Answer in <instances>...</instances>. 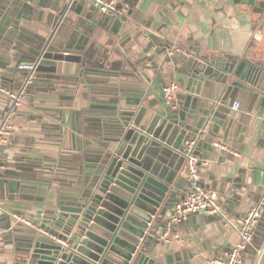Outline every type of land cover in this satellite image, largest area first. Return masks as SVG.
Here are the masks:
<instances>
[{
    "label": "crops",
    "instance_id": "obj_1",
    "mask_svg": "<svg viewBox=\"0 0 264 264\" xmlns=\"http://www.w3.org/2000/svg\"><path fill=\"white\" fill-rule=\"evenodd\" d=\"M85 1L97 11L95 5ZM116 1L131 2L128 15L102 11L106 22L96 24L91 32H76L66 25L65 34H54L61 47L68 45L80 53V58L86 53L92 65L108 73L98 71L82 78L75 75L76 62L57 61L61 78L51 82L44 71L33 72L31 92L23 86L28 71L16 67L13 55L26 61L22 52L28 42H36L41 33L50 34L48 12L63 2L33 0L29 12L19 19V26L28 32L19 30L18 35L12 34L14 38L6 36L0 21V83L15 90L24 87V97L14 108L12 101L0 93V123L9 117L12 124L8 142L0 146V168L7 171L0 176V264H11L13 256L20 254V245L36 229L16 222L14 214L37 223V210L46 211L60 195L87 188L92 178L105 169L93 160L103 155V145L122 109L133 108L140 99L148 102L152 113L162 110L161 90L170 81L179 85L175 100L185 99L188 92L198 98L196 110L211 98L218 102L220 95H214L216 82L206 75L200 77L195 91L194 77L187 75L183 56L206 62L236 58L237 63L244 59L264 67V11H258L261 6L239 0ZM258 29L260 38L253 35ZM47 47L54 49L55 45L49 42ZM169 56L174 60L167 61ZM133 67L147 72L146 83ZM259 100V95L251 97L235 90L224 102L217 103L222 116L215 120L220 121L210 119L199 127L193 125L196 131L190 138L196 142L194 153L203 161L201 183L218 192L222 207L217 213H189L175 224L169 241L160 240L156 246L157 264H213V257L223 256L236 242L232 222L238 215L254 205H260L263 215L264 106ZM233 101L239 102L234 111ZM216 141L237 150L238 155L219 148ZM172 158L173 168L186 182L184 158L176 154ZM93 163L97 167L94 171ZM263 233L260 217L244 264H258L255 250L264 247Z\"/></svg>",
    "mask_w": 264,
    "mask_h": 264
},
{
    "label": "water",
    "instance_id": "obj_2",
    "mask_svg": "<svg viewBox=\"0 0 264 264\" xmlns=\"http://www.w3.org/2000/svg\"><path fill=\"white\" fill-rule=\"evenodd\" d=\"M239 1L261 6L258 11H264V0ZM32 2L0 0V21L5 26L6 36L14 38L12 34L18 35L19 30L28 32L19 26V19L29 12ZM62 2L59 8L48 12V25L52 26L50 34L41 33V37H37L36 42L29 41V46L22 52L26 55L25 62L35 64L33 70L23 69L28 71L26 79L39 71H44V77L51 82L58 79L57 61L76 62L75 75L82 78L89 73L109 71L92 65L85 58L86 53H81L80 58V53L73 52L68 45L61 47L54 40L56 32L65 34L66 25L76 32L81 29L84 34L91 32L96 24L104 25L106 17L101 15L104 12L97 6L94 12L85 0ZM46 37L48 40L45 41ZM49 42L55 45L54 49L47 47ZM162 49L165 51L166 46ZM13 56L17 65L24 62L16 54ZM183 58L187 62V75L194 77L195 91H198L196 85L200 77L206 75L214 80L211 82H216L214 95H220L218 102L211 98L196 110L198 98L188 92L185 99L173 103L162 98V110L153 113L149 111L148 102L142 103L140 99L134 102L133 108L122 109L103 145V155L93 160L103 164L105 169L92 178L87 188L75 194L60 195L59 200L66 203L61 204L58 200L46 211L37 210L38 227L44 232L34 229L20 245V254L13 256L11 264L159 263L156 258L159 231L169 211L183 198L182 186L185 184L172 166V157L176 154L186 159L183 143L196 131L193 125L199 127L203 122L207 124L210 119L222 116L217 103L224 102L235 90L251 97L259 95V104L264 106V67L258 63L244 59L236 63V58H216L210 62L193 56ZM166 60L174 59L169 56ZM133 70L146 83L147 72L137 67ZM23 86L27 92L34 87L29 82ZM94 165H91L93 171L97 168ZM3 173L7 171L0 168V176ZM70 200L74 203H69ZM261 219L264 221V211ZM52 236L68 239L70 246L62 251ZM263 239L264 233L261 242ZM259 264H264V247Z\"/></svg>",
    "mask_w": 264,
    "mask_h": 264
},
{
    "label": "built area",
    "instance_id": "obj_3",
    "mask_svg": "<svg viewBox=\"0 0 264 264\" xmlns=\"http://www.w3.org/2000/svg\"><path fill=\"white\" fill-rule=\"evenodd\" d=\"M93 5L99 7L102 11L114 14L116 16L128 15L132 9V4L129 1H116V0H88ZM253 35L257 38L261 37V33L256 30ZM20 69L33 70L34 63L22 62L17 65ZM31 81V76L27 77L26 82ZM179 85L175 81H170L162 87V97L168 103L175 101V93ZM0 93L5 94L12 101V108L19 105L24 97V87L21 89H10L0 83ZM239 102L233 101L231 110L234 111L238 108ZM11 122L9 117L5 118L0 123V146L6 144L9 140ZM196 142L192 138H187L183 143L185 159V170L187 179L184 184L183 198L176 202V204L169 211L166 216L163 226L159 232V239L167 242L172 233V229L182 218L187 214L202 211L206 213H217L221 210V196L213 188L207 187L201 183L200 164L203 162L194 153ZM215 145L219 148L229 151L234 155H238L237 150L228 148L224 143L216 141ZM260 205H254L247 208L242 214L238 215L232 222L233 227L237 233V240L230 248L224 253L223 256L213 257V264H244L247 260V251L251 247L254 229L261 217ZM16 222L25 225L38 227L39 222H33L29 218L20 214H14ZM60 245L62 251H66L70 246L69 240L66 238H59L52 236ZM257 263L259 264L263 254V248L259 247L255 250Z\"/></svg>",
    "mask_w": 264,
    "mask_h": 264
}]
</instances>
